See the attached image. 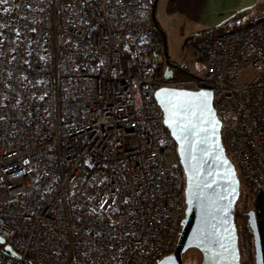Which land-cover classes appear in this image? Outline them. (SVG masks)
I'll return each mask as SVG.
<instances>
[{
    "label": "built area",
    "instance_id": "built-area-1",
    "mask_svg": "<svg viewBox=\"0 0 264 264\" xmlns=\"http://www.w3.org/2000/svg\"><path fill=\"white\" fill-rule=\"evenodd\" d=\"M156 3L0 4V236L16 253L0 246V264H157L174 251L185 176L159 88L213 92L255 208L264 195V18L200 38L204 74L166 79Z\"/></svg>",
    "mask_w": 264,
    "mask_h": 264
},
{
    "label": "water",
    "instance_id": "water-1",
    "mask_svg": "<svg viewBox=\"0 0 264 264\" xmlns=\"http://www.w3.org/2000/svg\"><path fill=\"white\" fill-rule=\"evenodd\" d=\"M164 77L171 79L173 73L167 71ZM201 93L209 94L210 107L215 113V119L220 121L215 136L211 134L210 128L208 133L196 135V130L201 125L200 112L203 111L204 116L211 119L208 117L207 110L203 108L201 100L198 99ZM154 97L164 112L165 126L178 145L179 160L185 176V216L181 232L174 251L157 264H184L183 256L189 249H197L201 252V264H241L236 224L237 204L241 197V180L223 142L222 121L214 106L213 92L210 89L194 91L159 88L155 91ZM176 105L180 107H175ZM176 111L181 112L180 116L172 117V113ZM194 112L196 115H192ZM170 118L178 119L179 126L170 125L168 123ZM189 121L196 128L182 134L180 127ZM178 136L181 138L177 139ZM217 140L219 148L214 146ZM223 160H227L228 163L224 164ZM247 216L253 235L255 264H264L256 211L251 210ZM2 240L0 246H4L5 253L16 256L9 246H5V240L3 238ZM27 264L33 263L27 262Z\"/></svg>",
    "mask_w": 264,
    "mask_h": 264
},
{
    "label": "crops",
    "instance_id": "crops-1",
    "mask_svg": "<svg viewBox=\"0 0 264 264\" xmlns=\"http://www.w3.org/2000/svg\"><path fill=\"white\" fill-rule=\"evenodd\" d=\"M257 9L264 14V0H157L155 19L167 47L171 38L181 39L185 32L217 29L239 12L253 16Z\"/></svg>",
    "mask_w": 264,
    "mask_h": 264
},
{
    "label": "rangeland",
    "instance_id": "rangeland-1",
    "mask_svg": "<svg viewBox=\"0 0 264 264\" xmlns=\"http://www.w3.org/2000/svg\"><path fill=\"white\" fill-rule=\"evenodd\" d=\"M243 14V13H242ZM241 14V15H242ZM264 18V14L262 9H257V15L249 16L248 14L244 16H240L233 25L228 27L220 26L217 29H211L206 31H201L198 33L193 32H185L184 37L181 39L171 38V41L167 45L168 53L166 61L171 62L175 66V70L187 72L192 78H199L205 72V66L196 49V42L204 37L210 36L216 33L218 29H224L226 31L233 30L235 28H241L246 26L248 23H252L254 21H258ZM175 39V40H174ZM242 184V183H241ZM242 187V185H241ZM244 194V195H242ZM241 195L242 197L239 199L237 204V223L240 230L243 229L244 226L249 227L248 224V212L251 210H255V202L254 198L250 195L247 188L244 186L243 189L241 188ZM250 228V227H249ZM198 255L196 253H190L188 259H185L183 262L184 264H192L193 261H198ZM197 259V260H196ZM201 261V259H200ZM198 261L197 264H201ZM241 264H255V255L254 250H252V254H247L246 252L243 254V258H241Z\"/></svg>",
    "mask_w": 264,
    "mask_h": 264
},
{
    "label": "trees",
    "instance_id": "trees-1",
    "mask_svg": "<svg viewBox=\"0 0 264 264\" xmlns=\"http://www.w3.org/2000/svg\"><path fill=\"white\" fill-rule=\"evenodd\" d=\"M242 13H243V11L239 12L237 15H235L230 20V22L224 26V28L228 27L230 25H233L236 22V20L241 16ZM176 77L178 79H191L192 78V76L189 75L187 72H182V71H177V70H176ZM238 175H239L241 183H242L241 188L243 189V187L245 185L243 183L241 174L239 172H238ZM242 195H244V194H242ZM242 195H241V197H242ZM256 216H257V222H258V227H259V232H260V237H261V243H262V249H263V259H264V195L261 196L260 198H258V200L256 201ZM236 224H237L238 234H239V246H240L241 258H243V254L245 252L247 254H252V250H254L253 235H252L250 228L247 226H244L242 230L239 229L238 223H237V215H236ZM190 253H194V254L196 253V256L197 255H198V257L200 256V258H198V261H200V259L202 261V254L199 250L189 249L183 256V262L185 261V259H188V256ZM198 261L192 260V264H197Z\"/></svg>",
    "mask_w": 264,
    "mask_h": 264
},
{
    "label": "snow or ice",
    "instance_id": "snow-or-ice-1",
    "mask_svg": "<svg viewBox=\"0 0 264 264\" xmlns=\"http://www.w3.org/2000/svg\"><path fill=\"white\" fill-rule=\"evenodd\" d=\"M8 3V0H0V4H5ZM0 27H2V25H0ZM32 31H35V29H32ZM41 59H44V57H41ZM38 83H43V81H38ZM40 99H43V97H40ZM198 99L201 100V104L203 106V108H205L207 110V114L208 117H211V119H208L204 116L203 111L200 112V117H201V125L199 126V128L196 130V135H200L201 133H208L209 132V128L211 129V134L213 136H215L218 132V128L220 125V121L215 119V113L213 112V110L210 107L209 101H210V97L209 94L207 93H201L199 94ZM175 107H180L179 105H176ZM181 114L180 111H176L172 113V117H179ZM192 115H196V113H192ZM168 123L170 125H178L180 124V121L176 118H170ZM204 125H208V127H204ZM196 128L195 125H193L191 123V121H189V123L184 124L182 127H180V132L182 134L184 133H189L192 131V129ZM175 134V133H174ZM181 137L178 136L177 139H180ZM197 143H200L202 141H196ZM215 147L219 148V142L218 140L216 141ZM222 152V149H221ZM219 159V156L217 157ZM224 164H227V160H223ZM127 202V201H126ZM226 214V211H225ZM3 240L2 238H0V243H2ZM223 246V245H222ZM233 259H235V255H233Z\"/></svg>",
    "mask_w": 264,
    "mask_h": 264
},
{
    "label": "flooded vegetation",
    "instance_id": "flooded-vegetation-1",
    "mask_svg": "<svg viewBox=\"0 0 264 264\" xmlns=\"http://www.w3.org/2000/svg\"><path fill=\"white\" fill-rule=\"evenodd\" d=\"M166 60H168V59H166ZM163 61L162 62V64L159 66V69L162 71H164V72H167V71H171L172 73H173V76L176 74V68H175V66H174V64H172L171 62H169V61Z\"/></svg>",
    "mask_w": 264,
    "mask_h": 264
}]
</instances>
